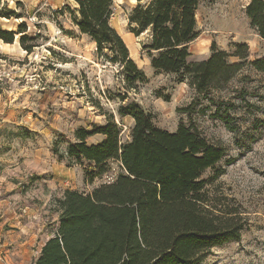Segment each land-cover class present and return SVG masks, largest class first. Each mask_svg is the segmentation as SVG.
Segmentation results:
<instances>
[{"label": "rangeland", "instance_id": "1", "mask_svg": "<svg viewBox=\"0 0 264 264\" xmlns=\"http://www.w3.org/2000/svg\"><path fill=\"white\" fill-rule=\"evenodd\" d=\"M113 1L110 22L148 76L138 90L125 87L118 65L99 55L96 43L75 25L74 0H0V30L14 34L12 42L0 37V204L16 215L0 206V264H29L38 256L57 227L61 189L88 193L114 181L122 171L118 160H109L107 172L90 182L87 162L69 158L67 148L76 141V129L105 124L108 114L122 128L121 140L130 139L134 120L121 117L118 107L132 101L151 112L157 126L176 131L181 123L194 125L225 150L202 177L210 198L237 209L245 226L238 240L213 247L202 264H264V73L250 64L264 56V39L246 15L249 0L199 4V36L189 44V61L208 58L213 43L230 62L241 61L235 55L239 44L249 54L232 80L211 92L215 101L177 74L156 72L143 50L146 36H136L128 25L139 0ZM11 11L16 15L7 17ZM23 25L27 30L20 33ZM226 114L236 130L223 120ZM49 181L56 186L48 187ZM46 189L53 193L49 198Z\"/></svg>", "mask_w": 264, "mask_h": 264}, {"label": "trees", "instance_id": "2", "mask_svg": "<svg viewBox=\"0 0 264 264\" xmlns=\"http://www.w3.org/2000/svg\"><path fill=\"white\" fill-rule=\"evenodd\" d=\"M74 1L75 25L96 43L99 55L118 65L125 87L138 90L147 83L148 76L110 22L114 1ZM200 2L139 0L128 25L136 36H146L143 50L156 72L177 74L180 82L210 97L243 68L249 54L247 46L239 44L235 55L241 61L230 62L228 53L213 43L208 58L189 61V44L199 36ZM13 15L14 11L6 14ZM246 15L264 39V0H249ZM26 30L23 25L20 33ZM0 37L14 40L5 30H0ZM250 64L264 73V56ZM127 98L128 94L121 97ZM118 114L134 120L130 139L121 140L122 128L108 114L105 124L76 129L67 155L87 162L90 182L107 172L111 159L120 162L122 171L88 193L66 189L57 199V227L29 264H202L213 247L240 238L244 218L237 209L213 201L202 177L225 157L224 148L210 143L194 125L181 123L176 131L157 126L153 114L135 101L120 104ZM223 120L236 130L229 114ZM97 134L103 138L89 143L88 138Z\"/></svg>", "mask_w": 264, "mask_h": 264}, {"label": "crops", "instance_id": "3", "mask_svg": "<svg viewBox=\"0 0 264 264\" xmlns=\"http://www.w3.org/2000/svg\"><path fill=\"white\" fill-rule=\"evenodd\" d=\"M98 135L101 136V137H100L101 139L103 138L102 135H100V134H98ZM101 139H100V140H101ZM60 185H62V184L60 183ZM47 186H48V187H52V186L55 187V186H56V183H55V182H51V181H49V182L47 183ZM53 187H52V188H53ZM45 188H47V187H45ZM66 189H68V187H65V188L61 189V190H63V191H61V193L59 194L58 198L62 197V195L64 194V191H65ZM44 191L47 192V198L51 197L52 194H53L51 190H47V189H46V190H43L42 193H43ZM1 205H2V202H1L0 206H1ZM2 209H3V212H6V213L9 212V214L11 213V215H12L13 217H14V216L16 217V215L13 214L12 211H10L8 204H7V206H6L5 204H3V205H2ZM59 214H60V212H59ZM59 214L57 215L56 221L58 220ZM22 230L24 231V230H26V229L23 228ZM52 235H53V234H52ZM25 237H30V236H25ZM49 237H50V236H49ZM49 237H47V239H49ZM31 238H32V237H31ZM47 239H46V240H47ZM46 240H45V241H46ZM28 241H29V240H28ZM45 241H44V243H45ZM44 243H43V244H44ZM43 244H42V246H43ZM8 264H12V263L10 262V263H8Z\"/></svg>", "mask_w": 264, "mask_h": 264}, {"label": "built area", "instance_id": "4", "mask_svg": "<svg viewBox=\"0 0 264 264\" xmlns=\"http://www.w3.org/2000/svg\"><path fill=\"white\" fill-rule=\"evenodd\" d=\"M1 253V252H0ZM2 254V253H1Z\"/></svg>", "mask_w": 264, "mask_h": 264}]
</instances>
